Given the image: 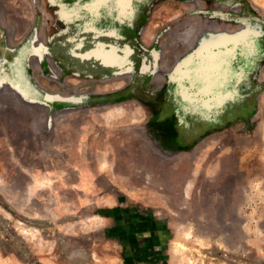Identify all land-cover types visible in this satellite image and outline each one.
Masks as SVG:
<instances>
[{"label":"rangeland","instance_id":"1","mask_svg":"<svg viewBox=\"0 0 264 264\" xmlns=\"http://www.w3.org/2000/svg\"><path fill=\"white\" fill-rule=\"evenodd\" d=\"M51 2L0 0V264H264V0Z\"/></svg>","mask_w":264,"mask_h":264},{"label":"crops","instance_id":"2","mask_svg":"<svg viewBox=\"0 0 264 264\" xmlns=\"http://www.w3.org/2000/svg\"><path fill=\"white\" fill-rule=\"evenodd\" d=\"M50 1V0H49ZM52 2L49 3L47 5V10L45 11V30L44 31V38H45V42L48 43V45L45 48H53V47H60L63 46L64 44V39L62 40L61 35L64 34L65 32L63 31V28H65V24L66 22L69 23V25L72 26V28H76L77 26H79V23H81V25L84 23V25L86 24L84 20H86L87 24H89L90 26L93 27H99L101 28L102 26L104 27V24H112L114 23V20H112L111 18V14L108 13L110 12V10H105L103 11L101 9V1L102 0H88L89 2H96L97 4H95V7L92 8H87V9H76L72 14H69L64 6H68L71 5L73 3V1L75 0H51ZM105 2H108V6H110V2L113 3V7L115 8L116 2L118 0H103ZM122 1V0H120ZM146 2L150 1V0H144ZM124 2V6H122V3H119V6L122 9H125L126 7H129V2L130 0H123ZM50 6V9H49ZM125 15V12L123 13ZM126 16V15H125ZM108 18V20H107ZM50 19V21H49ZM50 25V27H49ZM49 27V28H48ZM28 29L30 31V41H33V35L35 36V39L37 38V34H38V30H37V20H31L30 19V24L28 22ZM200 29V28H199ZM198 29V30H199ZM205 30H201L202 32H208L209 30L204 28ZM97 32V29L95 30ZM105 32V31H104ZM115 32V31H114ZM186 32V31H185ZM97 36H93L88 38L89 43H93L92 41H104L107 42L108 40L112 39V37L114 36V40L117 41L118 37L115 36V34L113 33L112 37L109 36L110 34H104V36H109L105 39L102 40V38L100 39V31H98ZM32 35V36H31ZM40 37V35H39ZM28 39V40H29ZM107 40V41H106ZM63 41V42H61ZM36 42V40H35ZM90 44H88L90 46ZM78 49L80 48V46L77 47ZM42 50L40 48H35V54L42 56L41 54ZM98 54L100 56H102L104 58V60L106 62L109 63H114V59L112 56V53H106V54H102L101 52H98Z\"/></svg>","mask_w":264,"mask_h":264},{"label":"flooded vegetation","instance_id":"3","mask_svg":"<svg viewBox=\"0 0 264 264\" xmlns=\"http://www.w3.org/2000/svg\"><path fill=\"white\" fill-rule=\"evenodd\" d=\"M35 7V6H34ZM36 11V10H35ZM190 26V25H189ZM192 27V30L188 33H185V34H181V35H187L191 38H201L202 35H208V34H211V31L209 30L208 32H206L205 34H202V33H199L200 30H198L199 28L202 30V27H207L206 24H201V25H192L190 26ZM196 42V41H195Z\"/></svg>","mask_w":264,"mask_h":264},{"label":"water","instance_id":"4","mask_svg":"<svg viewBox=\"0 0 264 264\" xmlns=\"http://www.w3.org/2000/svg\"><path fill=\"white\" fill-rule=\"evenodd\" d=\"M183 36H185V37H186L187 35H183ZM187 37H189V36H187Z\"/></svg>","mask_w":264,"mask_h":264},{"label":"bare ground","instance_id":"5","mask_svg":"<svg viewBox=\"0 0 264 264\" xmlns=\"http://www.w3.org/2000/svg\"><path fill=\"white\" fill-rule=\"evenodd\" d=\"M114 59V58H113Z\"/></svg>","mask_w":264,"mask_h":264}]
</instances>
